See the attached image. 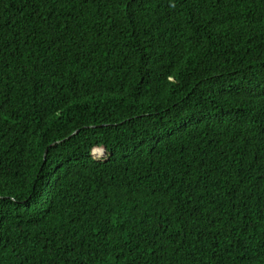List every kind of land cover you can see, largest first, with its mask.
Wrapping results in <instances>:
<instances>
[{"label":"trees","instance_id":"16d2710c","mask_svg":"<svg viewBox=\"0 0 264 264\" xmlns=\"http://www.w3.org/2000/svg\"><path fill=\"white\" fill-rule=\"evenodd\" d=\"M0 264H264V0H0Z\"/></svg>","mask_w":264,"mask_h":264}]
</instances>
